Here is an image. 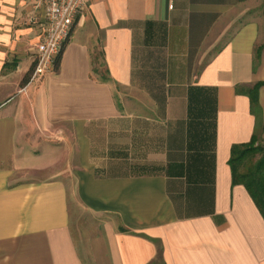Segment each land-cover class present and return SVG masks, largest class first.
Instances as JSON below:
<instances>
[{
	"label": "crops",
	"instance_id": "1",
	"mask_svg": "<svg viewBox=\"0 0 264 264\" xmlns=\"http://www.w3.org/2000/svg\"><path fill=\"white\" fill-rule=\"evenodd\" d=\"M31 14L0 0V264H264L229 163L264 139V0H90L38 75Z\"/></svg>",
	"mask_w": 264,
	"mask_h": 264
},
{
	"label": "built area",
	"instance_id": "2",
	"mask_svg": "<svg viewBox=\"0 0 264 264\" xmlns=\"http://www.w3.org/2000/svg\"><path fill=\"white\" fill-rule=\"evenodd\" d=\"M31 9L30 21L43 30L35 48L34 75L55 67L56 59L69 40L90 0H23Z\"/></svg>",
	"mask_w": 264,
	"mask_h": 264
},
{
	"label": "trees",
	"instance_id": "3",
	"mask_svg": "<svg viewBox=\"0 0 264 264\" xmlns=\"http://www.w3.org/2000/svg\"><path fill=\"white\" fill-rule=\"evenodd\" d=\"M62 53L63 50L56 59V67L60 63ZM250 93L255 107L258 103V87L256 86ZM257 141V136H254L248 143L233 145L229 163L232 168L233 182L246 186L264 215V154L256 159L259 153H263L262 148L255 145Z\"/></svg>",
	"mask_w": 264,
	"mask_h": 264
},
{
	"label": "rangeland",
	"instance_id": "4",
	"mask_svg": "<svg viewBox=\"0 0 264 264\" xmlns=\"http://www.w3.org/2000/svg\"><path fill=\"white\" fill-rule=\"evenodd\" d=\"M261 130H262V127L259 128L258 137H257L258 141L255 143V145L258 146V147H261L262 150H263V153H259L257 155L256 159H259L264 154V139L261 136ZM82 215L84 217L91 218L90 215L87 214L86 212L82 213Z\"/></svg>",
	"mask_w": 264,
	"mask_h": 264
}]
</instances>
